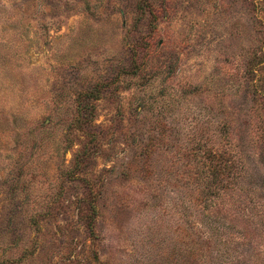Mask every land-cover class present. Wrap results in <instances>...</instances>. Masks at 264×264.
<instances>
[{
  "label": "rangeland",
  "instance_id": "1",
  "mask_svg": "<svg viewBox=\"0 0 264 264\" xmlns=\"http://www.w3.org/2000/svg\"><path fill=\"white\" fill-rule=\"evenodd\" d=\"M0 264H264V0H0Z\"/></svg>",
  "mask_w": 264,
  "mask_h": 264
},
{
  "label": "trees",
  "instance_id": "2",
  "mask_svg": "<svg viewBox=\"0 0 264 264\" xmlns=\"http://www.w3.org/2000/svg\"><path fill=\"white\" fill-rule=\"evenodd\" d=\"M227 164V163H225ZM224 169V168H223ZM94 209H92L91 215L87 216L86 225L90 235H95V221H94Z\"/></svg>",
  "mask_w": 264,
  "mask_h": 264
}]
</instances>
